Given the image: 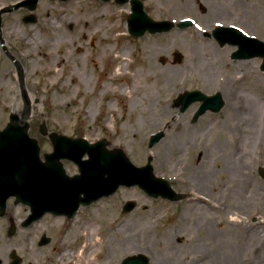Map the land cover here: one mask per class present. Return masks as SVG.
Segmentation results:
<instances>
[{
	"label": "rangeland",
	"instance_id": "374dc122",
	"mask_svg": "<svg viewBox=\"0 0 264 264\" xmlns=\"http://www.w3.org/2000/svg\"><path fill=\"white\" fill-rule=\"evenodd\" d=\"M16 1L0 0V7ZM140 1L151 21L173 22L172 29L146 32L133 39L126 27L130 2L39 0L32 12L36 23L21 22L29 13L25 9L8 12L2 16V34L10 54L22 66L31 101L28 134L37 141L41 160L52 152L50 140L39 132L38 126L44 123L49 132L67 137L85 138L90 143L105 139L108 150H123L136 166L145 165L151 158L153 175L169 181L174 192L186 198L176 202L152 199L138 187H120L113 196L80 207L72 220L45 214L26 227L20 223L30 210L9 198L0 215V238L15 245L5 254L7 264L13 252L21 257V264H51L62 245L68 253L74 252L83 242V226L89 218L97 219L94 226L101 239V245H97L100 255L93 264H120L138 254L144 255L149 264H264V223L262 238H251L253 243L247 241L240 250L235 249L233 260L223 233V203L220 201L221 208L212 215L205 208L212 202L202 196L210 195L213 187L217 200L226 179L234 184L243 176L250 178L258 165H264L262 59L233 61L230 56L236 47L220 46L211 34L217 26H231L264 41V0H188V9L175 0ZM41 5L50 11L52 22L57 19L55 24L62 27L58 41L52 45L42 44L43 39L34 44L22 36L32 30L40 38ZM212 6H219L220 14L212 15ZM87 9L96 13L101 9L103 16H83ZM184 20L192 25L179 28L177 24ZM98 22L105 23V28L99 29ZM200 26L206 28L197 37ZM166 36L169 39L165 40ZM205 44H212L218 52L230 51L224 55L201 54ZM42 46L49 59L39 53ZM58 48L63 54H57ZM123 48L130 53L125 72L116 82L113 80L121 58L114 59ZM189 55L199 60L188 64ZM60 59L63 63L57 65ZM205 64L213 72L206 71ZM15 74L0 47V130L11 114L20 115L23 108ZM160 78L165 79V91L160 88ZM195 90L207 95L220 93L225 106L232 100L231 107L205 113L192 124L199 104L181 113L173 101L182 92ZM158 131L163 132L162 140L149 147L150 136ZM224 151L247 158L242 162L245 168L227 165ZM61 163L68 175L78 174L71 161ZM201 178H205L202 186ZM130 200L136 203L135 208L123 214L122 205ZM191 200H196L192 209H184ZM186 214L192 216L193 224L184 231L167 227L175 218L184 227ZM57 219L64 223L59 224ZM11 226L14 231L9 234ZM65 233L69 240L61 244ZM42 236L50 239L47 245L38 244Z\"/></svg>",
	"mask_w": 264,
	"mask_h": 264
},
{
	"label": "water",
	"instance_id": "95a60500",
	"mask_svg": "<svg viewBox=\"0 0 264 264\" xmlns=\"http://www.w3.org/2000/svg\"><path fill=\"white\" fill-rule=\"evenodd\" d=\"M38 0H22L18 4L0 11L1 16L5 13L26 7L32 11ZM108 1V0H103ZM124 3L128 0H115ZM131 14L127 19L128 32L132 38L142 36L146 31L150 33L169 32L173 27L169 22H152L143 11V5L138 0L130 1ZM33 15L23 19L25 23H34ZM189 25L188 21L179 24L181 28ZM1 33V23H0ZM221 44L225 43L238 46L237 52L232 54L234 59H249L262 57L264 59V43L243 36L234 28H217L212 33ZM0 44L4 52L10 57L18 72L19 86L23 99V110L20 116L11 114L9 123L0 131V215L3 213L6 201L10 197L15 198V203L29 205L31 215L23 223H29L39 219L46 212L66 215L71 217L81 205H89L102 197L113 194L119 186H139L150 196L168 197L174 199L169 183L155 178L152 174L151 159L143 167L132 165L121 150H106V141L102 140L95 144H89L85 139H72L56 133L49 134L53 153L45 154V161L39 158V148L35 139L28 136L27 119L30 115V101L24 89V79L20 64L11 57L3 44L0 34ZM180 59L179 55L175 56ZM264 71V61L261 65ZM219 94L206 97L198 91L180 95L175 100V106H180V111H185L189 105L201 101L193 121L206 111L218 112L223 106ZM40 133L47 135V129L41 124ZM158 133L151 137L149 147L153 146L162 138ZM83 156L87 159L83 160ZM70 160L77 165L79 175L69 177L61 163V160ZM134 208V204L128 202L124 207L125 212ZM13 227L10 229V234ZM49 240L42 238L40 245ZM12 264H19L20 260L14 254ZM121 264H148V260L139 255L123 260Z\"/></svg>",
	"mask_w": 264,
	"mask_h": 264
},
{
	"label": "bare ground",
	"instance_id": "6f19581e",
	"mask_svg": "<svg viewBox=\"0 0 264 264\" xmlns=\"http://www.w3.org/2000/svg\"><path fill=\"white\" fill-rule=\"evenodd\" d=\"M177 1L176 4H182L183 8L184 9H188V0H175ZM222 5L224 6H227L224 2L222 3ZM222 9V8H221ZM40 10H41V13H42V19H41V22L39 23V33H40V38L36 37L37 35L34 34L33 32H31L30 30H27V33H23V35H26L25 37L29 39V41H31V43H34V44H38V42L40 40L43 39V41L41 42L42 44H45L46 46L49 45V44H54L58 41V37L59 35L61 34V30H62V27L61 25H57L55 24V22H57V19H54L55 22H52V18L50 17V11L47 10V8L45 6H42L40 7ZM210 13L212 15H215V14H220V10H219V6L214 7L212 6L211 10H210ZM103 16V11L100 9L98 11V13H96L95 10H90V9H87V11L83 14V16ZM106 16H110L109 14H105V17ZM58 18V20L60 19V17H56ZM217 21V20H216ZM66 22V21H64ZM98 27H100L99 29H104L106 24L105 23H101V22H98ZM206 28V27H205ZM205 28L200 26V28L196 29L198 34H196V36L198 37L200 34L199 33H202L203 31H205ZM108 29H111L110 27H108ZM18 31V29H17ZM20 33H16V37L19 39L21 38V36L19 35ZM184 34V33H183ZM117 37H120V35H116V38ZM170 36H166L164 37L165 40L169 39ZM38 47V45H37ZM39 48V47H38ZM43 49V46L41 47V49H39V52L40 54H42V56L45 58V59H49L50 56L48 55L49 53L48 52H45L42 50ZM112 49V48H110ZM204 50L201 52V54H221V55H224L225 53H227L228 51H230L229 49H226V50H221V52L217 51L213 46L212 44H205L204 45ZM113 50V49H112ZM112 50L110 52H112ZM62 49L58 48V50L56 51L57 54H63V52H61ZM130 53V50L129 49H126V48H123L119 51V55H117V57H115L114 60H117V59H120L121 58V61L118 65V68H117V75L116 77H114V80L113 81H116L118 82V77L123 75L124 72H125V67L127 65V54ZM199 59L197 58H194L193 56H190L188 57V64H193L195 61H198ZM207 59H202V61H205ZM58 61V60H57ZM53 62H55L53 60ZM57 65H61L63 63V61L60 59L58 62H56ZM203 64V62H202ZM245 66H247L246 63H244ZM204 66L207 70L206 71H212L213 72V68L211 70H209V66H207L206 64L205 65H202ZM165 78V76H162ZM164 78H160V88L165 91L166 89V84H165V79ZM222 95V94H221ZM223 96V95H222ZM1 100V98H0ZM231 100V99H230ZM229 100V103L227 102V105L225 106L226 108H230L231 107V103H232V100L230 101ZM3 101H5V98H3ZM5 107V106H4ZM233 113V112H232ZM234 117V114L233 115H230V116H227V120H230L231 118ZM162 140V139H161ZM160 142V141H159ZM227 152L224 151L223 152V161L225 163H227L228 165L230 166H239L238 165V159L239 156L238 155H235V154H226ZM229 153V152H228ZM231 153V152H230ZM222 158V157H221ZM199 182L201 184H203L205 182V178H201L199 180ZM193 201H196V200H191L190 202H188V204L185 206L184 209H192V203ZM216 202H219L220 200L217 199L215 200ZM221 206L220 205H206L205 208L209 209V210H213L215 211V208H220ZM154 210V209H152ZM151 210V211H152ZM150 211V212H151ZM149 216H152L151 214ZM185 218L183 219V225H189V223L192 222V216L189 215V214H186L184 215ZM233 217V216H231ZM97 219H93L92 218H89L87 223L84 224L83 226V231H82V237H83V242L82 244L73 252L71 253H68L66 247H64L62 245V248L60 249V251L56 254V256L52 257V263L51 264H93V261H95V258L98 257L100 255L97 249V245H101V239L99 238V235L97 234V230H96V227L94 226L95 224V221ZM237 222V219L235 218H231L230 219V222ZM56 222H58L59 224H63L64 221H60V220H56ZM232 232L233 234L237 235L238 236V231H235V230H232L230 231ZM263 234V232H262ZM80 236V235H78ZM68 241L69 238H68V234L65 233L64 236H63V239L61 241V244H63L62 242L64 241ZM15 247V245H8L7 242H4L2 241V239L0 238V264H7V260L5 259V254L7 252H9V250H13ZM228 249H231V256H232V259L235 260L236 258V251L235 249L233 248V246L231 245V248H228ZM48 264V263H47Z\"/></svg>",
	"mask_w": 264,
	"mask_h": 264
},
{
	"label": "flooded vegetation",
	"instance_id": "af4514ba",
	"mask_svg": "<svg viewBox=\"0 0 264 264\" xmlns=\"http://www.w3.org/2000/svg\"><path fill=\"white\" fill-rule=\"evenodd\" d=\"M239 158L238 164L241 165L242 168H245V164L242 162L247 160V158L240 156ZM261 167L262 165H258L250 178L243 176L242 179L234 184H231V181H229L230 179H226V181H224L225 183L223 185L222 194L217 196V198L223 203L222 208H220L221 212L224 210L223 216L226 218L222 223L225 225V241L228 248H231L232 245L234 249L240 250L245 245L244 243L247 241L252 242L251 238H262L264 217V176L260 169ZM199 185L202 186V184ZM210 190L211 194H206V197L208 200L215 202L216 196L215 193H213V187H210ZM213 194L215 197H213ZM214 212L215 211L210 210V214ZM231 218L237 219V222H230ZM191 223L193 224V219ZM191 223H189V225ZM210 223L211 221H209V224ZM175 224L177 225L176 227L179 232L184 231L185 227L189 226L185 225L182 227L180 226L181 223L177 221ZM248 224L250 227L247 228ZM232 230L238 231V236L230 232Z\"/></svg>",
	"mask_w": 264,
	"mask_h": 264
}]
</instances>
